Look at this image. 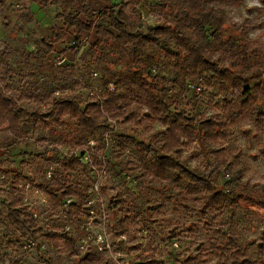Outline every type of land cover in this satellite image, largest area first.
<instances>
[{"label": "trees", "instance_id": "obj_1", "mask_svg": "<svg viewBox=\"0 0 264 264\" xmlns=\"http://www.w3.org/2000/svg\"><path fill=\"white\" fill-rule=\"evenodd\" d=\"M45 3L55 8L51 37L39 36L31 41L28 36L22 38L24 45L31 42L32 49H24L16 61L12 48L0 50V150L5 154L28 143L33 128L50 136L57 129L67 134L58 135L52 146L33 156L30 177H14L15 181H30L42 190L58 187L63 196L82 199L91 176L78 158L60 153L56 158L57 147L68 144L80 149L94 140L99 146L98 154L103 145L102 134L119 127L112 136L116 149L111 150V159L116 162V173L135 181L134 188L148 206L150 216L157 209L150 199L154 187H160L159 191L178 188L198 216L197 221L210 233L207 247L184 254V264H264V230L260 238L245 239L244 227L235 230L228 224L244 202L248 205L244 207L247 221L257 217L264 222V199L244 196L245 189L238 186L233 190L229 187L224 193L218 181L222 170L229 171L227 168L233 165L224 146L236 125L250 121L264 128V40L259 35L249 37V33L264 31V0L252 5L244 0H127L97 12L94 18L99 23L92 21L88 0ZM141 4L156 14L153 24H145L137 15L135 9ZM3 6L0 0V8ZM226 6L242 9L252 18L234 21L225 11ZM80 16L88 18L87 23H82ZM33 21L30 9H21L19 22L13 28L24 32ZM71 28L77 30L74 46L64 33ZM91 30L96 39L82 53V66L70 61L54 66V42L66 40L70 49L76 50L81 46L83 31ZM163 69L169 70L168 77ZM79 71L86 81L95 74L94 79L99 82L97 90L85 97L74 89L82 82L75 77ZM36 73L42 84L47 85L52 76L59 85L44 93L35 92ZM15 76L27 84L24 91L13 84ZM109 84L114 85L113 91L108 90ZM189 86L199 88V92L195 94ZM214 92H219V101L205 98L206 93ZM142 130L150 135L140 133ZM240 131L244 132L242 128ZM39 141L47 139L40 137ZM197 142L206 148L216 146L210 151L213 161L190 172L186 165L194 158L190 149ZM131 149L140 156L137 165L129 156ZM258 152L264 155V147H259ZM125 159L124 169H117ZM93 162L101 167L96 156ZM48 168L52 174L46 180ZM73 174L81 179H75ZM222 180L230 186L238 184L241 177ZM6 188L9 189L0 208V228L43 239L56 251L75 257L76 264H113L94 249L78 258L72 240L55 226L43 229L32 219L15 189L11 190L10 184ZM49 201L56 209L55 197L49 196ZM109 207V215L120 217L116 223H108L111 235H129L138 224L140 210L134 205L125 209L119 195L109 199ZM78 213L79 209L70 210V216ZM175 230L172 227L168 233L173 235ZM129 240V250H137ZM170 241L172 246L175 241L172 237ZM145 264H157V260L151 257Z\"/></svg>", "mask_w": 264, "mask_h": 264}, {"label": "rangeland", "instance_id": "obj_2", "mask_svg": "<svg viewBox=\"0 0 264 264\" xmlns=\"http://www.w3.org/2000/svg\"><path fill=\"white\" fill-rule=\"evenodd\" d=\"M5 2V9H1L0 13V50L4 47H10L14 50L13 59L16 61L19 54L24 50H31V42L24 45L21 41L25 36L30 37V41L39 36L51 37L53 32V25L56 21L55 18V8L50 3H45V0H3ZM127 0H105L104 4L98 2V0L89 1V8L91 12L92 21L99 23L96 13L99 12L103 7L119 4ZM245 4L252 5L257 4L258 0H244ZM28 5L33 10L34 21L25 26L24 32L15 31L13 25L19 21V12L23 6ZM12 7V8H11ZM230 19L234 21H241L245 17L252 18V16H247L244 14L242 9L233 7H224ZM6 11V12H5ZM137 15L145 24H153L156 21V14L150 10V7L145 4H141L135 9ZM18 13V14H17ZM2 14H6L9 20H3ZM83 23H87L88 19L85 17H80ZM7 23V24H6ZM71 30H69L70 32ZM71 36L74 37L76 31L72 29L70 32ZM260 36L264 40V31H256L249 33V37ZM68 38V36H67ZM96 35L94 30L85 31L80 38L81 46L76 48V50L69 49V57H66L59 49H62L61 45L56 44L57 55H65L66 59L71 63L78 66L83 65L81 60L82 53L86 50L87 46L94 42ZM69 40V38H68ZM55 43V42H54ZM58 52V53H57ZM52 57V54L50 55ZM162 73L168 77L169 70L163 69ZM47 74V73H44ZM82 71L76 73L75 77L78 78V82L82 79L81 84L74 88L79 91L82 97H85L92 91H96L99 87V82L92 76L88 81L82 78ZM18 76L13 79V84L18 90H25V81L19 80ZM34 80L38 86L35 92H46L51 87H56L59 85L58 82L53 80L52 76L47 80V85L41 83L38 74L34 76ZM72 84V80L70 81ZM264 87V82H263ZM219 92L206 93L204 96L207 99H215L219 101ZM189 96H191L189 94ZM214 96V97H213ZM207 101V100H205ZM206 107H201V110H205ZM154 127H159L155 124ZM240 128L244 132L240 131ZM117 132L119 127L116 128ZM67 131H62L61 129L55 130L54 136H50L42 131L33 128L30 130L29 141L26 144H20L7 153H3L0 150V176L4 174V179L0 180V208L3 206V200L7 195L9 188H6L9 181L12 178L15 180L16 177H30L32 175V166L30 161L33 156L36 155L46 146H52V141L57 139L58 135H66ZM132 134L130 130L127 131ZM140 133L144 135L145 130ZM139 134V132H138ZM253 134V135H252ZM40 137L47 139L46 142L39 141ZM151 138V137H150ZM69 143V142H68ZM60 146H69L68 144H63ZM225 148L229 151V160L233 163L230 168H227L231 173H237L241 177V181L236 185H226L222 177H219V183L222 186L221 190L224 193L229 190H233L235 187H243L246 193L244 196L252 197L258 195L261 199H264V155L258 152L259 147H264V128L254 126L250 121L240 122L234 128V134L225 143ZM216 148L215 145L210 147H202L199 142L190 149L191 155L194 157L193 160L186 165V168L190 172H194L197 169H201L203 164H210L213 161V156L210 154ZM129 156L133 158L135 165L139 163V158L132 149L129 151ZM56 158L59 157V152L55 154ZM126 159L120 163L119 168L123 170L126 166ZM129 166V165H128ZM109 178L103 184L102 197L103 201L107 207L109 223H116L119 220V215L115 216L109 215V199L113 196L119 195L123 198L125 203V209H130L132 205L136 206L140 210V219L138 224L134 226L131 233L128 235V239H132V246H137V250H129L130 240L127 244L120 247V253L123 255L122 263L126 264H145L150 260L151 257L157 260V264H184L183 256L188 252H196L198 247H207V239L210 237V233L198 222V216L194 211L191 210L189 203L184 199L183 194L178 188H169L159 191L158 186L154 187V193L150 196L152 201H155L157 209L152 211V216H150V211H148V206L142 202L138 196L137 189L130 181L124 180V175L121 173H116L117 171L109 164ZM74 178L81 179L77 174H73ZM15 177V178H14ZM80 177V178H78ZM249 183L250 186H245ZM158 187V188H157ZM157 188V189H156ZM239 193V192H237ZM236 193V195H237ZM247 201H251L248 197ZM36 207L37 212H40L42 216V221L49 225L55 226L57 228L64 224V221L58 217L50 215L46 210V206L42 205L37 199ZM246 203V204H245ZM242 206L238 205L236 214L228 220V224H231V228L235 230H241L244 227L243 237L249 239H257L262 237V231L264 230V222H260L259 218L251 221H247L244 215V207H248L247 202ZM132 215L135 214V210H132ZM258 213H262L258 211ZM226 219V218H225ZM155 220V221H153ZM227 220V219H226ZM176 228L173 235L168 233L170 228ZM251 227V228H250ZM141 231H146L145 235H142ZM170 237L175 241L171 246ZM25 238L19 234H11L9 231L0 228V264H43L39 257L34 252L23 253L20 248L21 240ZM48 250L46 251L47 257L50 258L51 264H76L75 257L70 256L68 253H60L56 251L50 244L46 243ZM254 247V246H252ZM251 253L255 256V252L252 248Z\"/></svg>", "mask_w": 264, "mask_h": 264}, {"label": "built area", "instance_id": "obj_3", "mask_svg": "<svg viewBox=\"0 0 264 264\" xmlns=\"http://www.w3.org/2000/svg\"><path fill=\"white\" fill-rule=\"evenodd\" d=\"M68 38L71 46H74L76 42L73 40V37L68 36ZM52 62L54 66H60L69 61L65 55H57L55 53ZM93 76L95 77L96 75L93 74ZM188 88L195 94L199 92V88L197 87L189 86ZM108 90L113 91L114 85L109 84ZM116 133L117 129H114L106 130L102 134L103 145L100 147L101 152L98 154L97 148L99 146L94 140H89L87 146L80 149L69 146L57 147L58 152L63 156L69 154L78 158L91 176V182H89L84 191L82 199L77 196H63L61 190L54 186H48L45 190H42L34 186L30 181H23L22 179L17 181L12 179L8 184H10L11 190L15 189V192L21 196L22 204L27 207L32 219L37 220L43 229H47L52 225L42 221L40 212L36 210L35 199L46 206V210L50 215L64 221V224L58 229L62 235L72 240L78 258L84 257L90 249H94L105 258H108L113 264H123L119 260L123 256L120 253V247L128 243V235H111L107 226L109 223L107 221L108 211L102 197L103 184L109 178V164L116 169V162L111 159V150L116 149L115 140L112 136ZM95 156L100 162V168L93 162V157ZM51 174L52 170L48 168L45 171V179H50ZM221 176L223 179H238L237 174L228 172L227 170H222ZM3 179L4 175H1L0 180ZM124 180H128L131 184L135 185V181L129 176H125ZM49 196H53L57 200L58 205L56 209L52 208ZM72 208L79 209L80 213L70 216ZM141 232L142 235L146 234V231ZM46 243L48 242L43 239H33L26 235L20 242V248L23 253H36L43 264H51L50 258L46 255V251L48 250Z\"/></svg>", "mask_w": 264, "mask_h": 264}, {"label": "crops", "instance_id": "obj_4", "mask_svg": "<svg viewBox=\"0 0 264 264\" xmlns=\"http://www.w3.org/2000/svg\"><path fill=\"white\" fill-rule=\"evenodd\" d=\"M3 1V0H2ZM89 1H91V0H88V3H89ZM98 2H100L101 4H104L105 3V0H98ZM3 3H4V6H5V2L3 1ZM4 6L3 7H1L0 8V13H1V9L3 8V9H5L4 8ZM112 6V5H111ZM111 6H105V7H103V8H107V7H111ZM12 8V7H11ZM24 8H27V9H30V11H31V13L33 14V10H32V8H30V6H28V5H25V6H23V8L22 9H24ZM6 12V11H5ZM18 14V13H17ZM19 16H20V12H19ZM2 17H3V20H9V19H5V18H7V15L6 14H2ZM80 17H82V16H80ZM84 17V16H83ZM86 18V17H85ZM80 19V18H79ZM88 19V18H87ZM82 23H83V21L82 20H80ZM19 22V21H18ZM17 23V22H16ZM15 23V24H16ZM32 23V22H31ZM7 24V23H6ZM14 24V25H15ZM13 25V26H14ZM72 29H74L75 31H76V33H77V30L75 29V28H71V29H68V30H65L64 31V33H65V35H66V38H67V36H71L70 34V32L72 31ZM69 30H71L70 32H69ZM85 31H83V33H84ZM89 32V31H88ZM74 35H76V34H74ZM68 39V38H67ZM56 44L58 45H61V47H62V49H59V51H61L63 54H65L66 55V57H69V49L68 48H70L69 47V45H68V48H67V45H66V40L63 42V41H57V42H55L54 44H53V52H56V51H58V50H56L55 48H56ZM58 53V52H57Z\"/></svg>", "mask_w": 264, "mask_h": 264}]
</instances>
